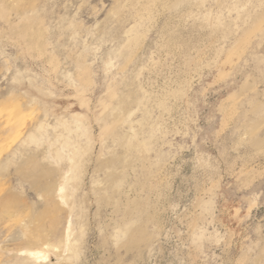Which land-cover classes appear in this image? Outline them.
I'll use <instances>...</instances> for the list:
<instances>
[{"label":"rangeland","instance_id":"1","mask_svg":"<svg viewBox=\"0 0 264 264\" xmlns=\"http://www.w3.org/2000/svg\"><path fill=\"white\" fill-rule=\"evenodd\" d=\"M0 264H264V0H0Z\"/></svg>","mask_w":264,"mask_h":264}]
</instances>
